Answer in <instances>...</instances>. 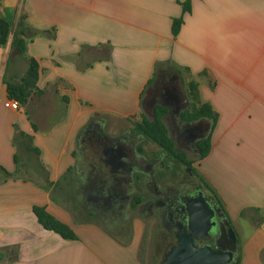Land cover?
Masks as SVG:
<instances>
[{
    "label": "crops",
    "instance_id": "0c3cea01",
    "mask_svg": "<svg viewBox=\"0 0 264 264\" xmlns=\"http://www.w3.org/2000/svg\"><path fill=\"white\" fill-rule=\"evenodd\" d=\"M184 2L0 0L12 30L0 47V264H144L146 215L134 208L141 216L128 240L96 220L115 209L98 200L108 185L100 163L80 152L96 120L167 110L155 88L164 65L187 75L199 104L216 114L215 124L198 119L210 147L202 159L196 149L194 167L235 232L238 264H264V0H189L188 13ZM14 34L25 42L23 56L11 48ZM29 59L38 65L36 85L19 111L6 108L4 81L19 82ZM174 85L185 110L190 100ZM33 207L76 239L43 229Z\"/></svg>",
    "mask_w": 264,
    "mask_h": 264
},
{
    "label": "flooded vegetation",
    "instance_id": "af4514ba",
    "mask_svg": "<svg viewBox=\"0 0 264 264\" xmlns=\"http://www.w3.org/2000/svg\"><path fill=\"white\" fill-rule=\"evenodd\" d=\"M155 88L157 100L167 106V113L162 121H166V125H169H165L169 137L191 164L188 166L181 162L169 161L161 151H153L141 146L142 142L147 144L151 142L136 134L132 128L116 135H108L97 123L93 124L87 130V141L81 143L80 153L86 161H98L101 169L98 173L101 178L107 179L108 185L100 193L101 197L98 200L107 208L119 209L128 206V201L131 206L133 198L141 196L140 208L144 215L157 213L168 253L177 236L185 229H180L175 218L172 219L169 215L176 217L181 205L192 204L202 196L214 211V220L217 222L219 233L218 241L226 249L232 250L235 258H238L237 249L235 250L228 237V225L224 214L208 195L205 185L200 180L194 167L196 161L188 157L195 153L196 144L206 138L207 126L203 120L185 122L180 119L186 102L176 90L172 78L160 79ZM178 167L185 175V179L180 180L183 189L170 184V179ZM158 179L162 180L163 186L158 187ZM146 193L150 196H146ZM210 242H213V239ZM231 264H234V261Z\"/></svg>",
    "mask_w": 264,
    "mask_h": 264
},
{
    "label": "trees",
    "instance_id": "16d2710c",
    "mask_svg": "<svg viewBox=\"0 0 264 264\" xmlns=\"http://www.w3.org/2000/svg\"><path fill=\"white\" fill-rule=\"evenodd\" d=\"M182 9L185 13L189 12V0H186V2L182 4ZM181 24L182 18L172 20L171 33L173 36H176ZM11 31V25L0 19V47H3L7 44ZM10 44L11 48H13L19 56L24 55L26 49L25 42L18 34L13 35ZM37 79L38 65L33 59H29L27 70L20 78L19 82L14 83L4 81L7 98L17 101L20 106L25 105L27 98L36 85ZM187 93V96L190 100V105L180 114V119L185 122H193L203 118L208 119L212 121L213 124H215L217 116L209 105L199 104L197 85L194 82L190 81L187 83ZM166 113V108L157 105L153 109L152 118L149 119L146 116H143L141 121L132 123V130L139 136L143 137L146 141H149L157 146L169 161L181 162L189 166L191 162H189L184 153L176 149L175 144L169 137L168 130L162 121V118L166 115ZM209 147V136L196 144V148L199 153L198 159H202L207 155ZM3 172L6 176H11V174L7 173L6 171ZM141 202V197H134L131 202V208H136L141 204ZM32 211L37 222L40 224V226H42L43 229L52 231L67 240L76 239L74 233L67 225L55 219L43 208L33 207Z\"/></svg>",
    "mask_w": 264,
    "mask_h": 264
},
{
    "label": "rangeland",
    "instance_id": "374dc122",
    "mask_svg": "<svg viewBox=\"0 0 264 264\" xmlns=\"http://www.w3.org/2000/svg\"><path fill=\"white\" fill-rule=\"evenodd\" d=\"M175 72H172L168 69L166 65L163 67H159L156 77L160 79H171L174 84L178 86V89L183 93L188 95L187 93V75H177ZM154 79V80H155ZM146 115L149 119H151V111L140 109V112L134 117V119H115V118H105L104 121L96 120L97 124L102 128V130L108 134V135H116L119 132L124 131L125 129L132 128V123L135 121H141L142 115ZM100 121V122H99ZM171 123V121H170ZM103 124H105L103 126ZM167 126H169L167 124ZM141 146H144L146 148H149L153 151H159L158 147H156L152 143L142 142L140 144ZM176 149L180 151L179 147L177 146ZM21 157H23V153L20 152ZM190 159H193L195 162L196 158V151L194 154L188 156ZM170 163L169 161H166ZM25 161H20V167L21 165H24ZM33 174V173H32ZM30 174L28 177H33V175ZM185 175L183 174L181 168H177L176 172L174 173L173 177L170 179V184L179 188L183 189L180 185V180L185 179ZM202 181V179H200ZM157 184L160 186H163L162 180L158 179ZM146 196H150L146 193ZM120 212L117 214V216H114L116 212ZM114 213L106 214L108 215L109 219H104V217H98L94 216L96 220L101 221L104 226L108 227L109 230L112 231L113 234L117 235L122 240H128L129 232H130V226H131V220L134 218V216L139 217L141 216L140 213H136V210L126 206V207H120L119 209H115L113 211ZM113 214V215H112ZM138 214V215H137ZM146 215L145 219L143 220L146 225H144L145 229L143 231V245H142V257L144 260V264H159L162 259V254L164 252L165 242H164V233L162 230V227L160 225V220L157 217V213L154 212L151 216ZM118 224V227H115ZM240 226L243 229V233L247 232L248 227L245 226V221L240 222ZM158 262V263H157Z\"/></svg>",
    "mask_w": 264,
    "mask_h": 264
},
{
    "label": "water",
    "instance_id": "95a60500",
    "mask_svg": "<svg viewBox=\"0 0 264 264\" xmlns=\"http://www.w3.org/2000/svg\"><path fill=\"white\" fill-rule=\"evenodd\" d=\"M213 214L214 211L202 196L192 204L181 205L176 217L170 214L179 228L185 229L159 264H231L233 261L238 264L234 252L218 241V227ZM227 233L236 250V235L229 225ZM211 239L213 242H210Z\"/></svg>",
    "mask_w": 264,
    "mask_h": 264
},
{
    "label": "built area",
    "instance_id": "2783aa9c",
    "mask_svg": "<svg viewBox=\"0 0 264 264\" xmlns=\"http://www.w3.org/2000/svg\"><path fill=\"white\" fill-rule=\"evenodd\" d=\"M4 106L6 108H9L11 110H14V111H19L20 110V105L18 104L17 101L15 100H7L5 103H4Z\"/></svg>",
    "mask_w": 264,
    "mask_h": 264
}]
</instances>
